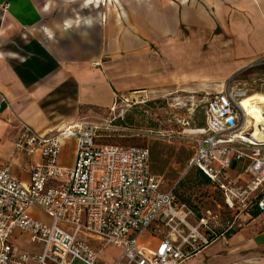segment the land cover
Returning a JSON list of instances; mask_svg holds the SVG:
<instances>
[{
  "label": "built area",
  "instance_id": "1",
  "mask_svg": "<svg viewBox=\"0 0 264 264\" xmlns=\"http://www.w3.org/2000/svg\"><path fill=\"white\" fill-rule=\"evenodd\" d=\"M239 95L207 99L204 123L192 131L188 166L209 180L235 216L253 209L264 216V139L252 136ZM4 103L0 93V111ZM98 137L94 124L46 133L20 125L14 154L39 161L30 163L28 185L11 175L9 162L0 165V264H99L100 251L88 241L121 248L113 264H183L226 236L230 228L218 230L216 217L197 218L176 202L173 189L161 190L147 148L97 144ZM71 140L73 164L65 169L61 144ZM146 232L157 241L154 248L139 245ZM22 238L39 254L20 251L14 241Z\"/></svg>",
  "mask_w": 264,
  "mask_h": 264
},
{
  "label": "crops",
  "instance_id": "2",
  "mask_svg": "<svg viewBox=\"0 0 264 264\" xmlns=\"http://www.w3.org/2000/svg\"><path fill=\"white\" fill-rule=\"evenodd\" d=\"M181 28L218 42L239 67L264 58V0H0V165L28 185L39 158L14 154L21 124L63 130L83 124L82 108L172 89ZM183 264H264V216Z\"/></svg>",
  "mask_w": 264,
  "mask_h": 264
},
{
  "label": "rangeland",
  "instance_id": "3",
  "mask_svg": "<svg viewBox=\"0 0 264 264\" xmlns=\"http://www.w3.org/2000/svg\"><path fill=\"white\" fill-rule=\"evenodd\" d=\"M181 30L174 39L172 89L119 97L108 110L82 108L81 123L99 128L97 144L147 148L152 169L161 170L154 173L161 181L162 191L175 189L178 201L186 200L205 217H216L218 230L230 228L236 232L250 218L244 212L235 216L228 211L217 192L202 184L196 170L189 168L192 131L203 125L206 101L215 94H240L239 101L248 105L264 103V58L239 67L225 58L218 42L205 41L201 34L192 35L185 28ZM73 151V142H66L60 153L65 165H72ZM37 216L48 221L40 213ZM142 237L139 245L156 246L157 241L149 232ZM87 243L100 251L99 264H113L122 253L115 246ZM14 245L22 252L32 253L27 239L15 240Z\"/></svg>",
  "mask_w": 264,
  "mask_h": 264
},
{
  "label": "bare ground",
  "instance_id": "4",
  "mask_svg": "<svg viewBox=\"0 0 264 264\" xmlns=\"http://www.w3.org/2000/svg\"><path fill=\"white\" fill-rule=\"evenodd\" d=\"M239 106L246 112V116L248 117L247 121L250 123L251 129H253L252 136L258 140L264 139V132L259 129V126L264 125V103L259 105H248L242 101ZM63 143L64 142H62V144Z\"/></svg>",
  "mask_w": 264,
  "mask_h": 264
},
{
  "label": "trees",
  "instance_id": "5",
  "mask_svg": "<svg viewBox=\"0 0 264 264\" xmlns=\"http://www.w3.org/2000/svg\"><path fill=\"white\" fill-rule=\"evenodd\" d=\"M150 169H151V173L153 174V175H155V173H160V171L161 170H159V169H152V167H151V158H150ZM193 169H195V168H193ZM196 170V172H197V179H199L200 181H201V183L202 184H204L205 186H210V182H209V180L198 170V169H195ZM155 172V173H154ZM156 176V175H155ZM211 187V186H210ZM216 191V190H215ZM217 192V194L220 196V198H221V202H222V204L224 205V203H223V200H222V196H221V194H220V192H218V191H216ZM173 193H174V197H175V200H176V202H178V203H185V204H187L194 212H195V214H196V216H197V218H200V217H202V213L201 212H199L198 211V208L197 207H195V206H192L190 203H188L186 200H177V198H176V196H175V189H174V191H173ZM245 213H246V215L250 218V219H253V218H256V217H258V216H260V213H259V211H258V209H253V210H249L248 212H246L245 211ZM230 233H232V231H228L227 233H226V235H228V234H230Z\"/></svg>",
  "mask_w": 264,
  "mask_h": 264
}]
</instances>
